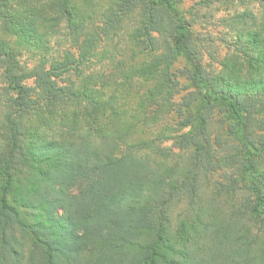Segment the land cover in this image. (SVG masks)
<instances>
[{
  "label": "trees",
  "instance_id": "16d2710c",
  "mask_svg": "<svg viewBox=\"0 0 264 264\" xmlns=\"http://www.w3.org/2000/svg\"><path fill=\"white\" fill-rule=\"evenodd\" d=\"M110 2L100 17L94 0H0V30L17 39H0L12 96L0 127V264H264V55L248 57L250 78L199 70L180 85L172 69L185 33L162 53L154 37L185 28L170 15L177 0ZM63 27L79 55L25 71L20 46L42 48ZM121 32L135 46L110 92L91 75L80 88L57 85L86 74L100 35ZM249 40L264 47V21ZM60 113L98 142L45 137L25 121L47 126Z\"/></svg>",
  "mask_w": 264,
  "mask_h": 264
},
{
  "label": "rangeland",
  "instance_id": "374dc122",
  "mask_svg": "<svg viewBox=\"0 0 264 264\" xmlns=\"http://www.w3.org/2000/svg\"><path fill=\"white\" fill-rule=\"evenodd\" d=\"M94 3L93 8H96L99 15L105 11H111L110 9L114 6L110 0H94ZM93 8L90 7L92 11ZM170 15L171 18L175 19V24L178 26L184 25L185 28L178 30L175 36H173L174 33L167 32L168 29L162 33L154 34V37L161 45L159 53H162L165 52L164 45L168 47L170 42L175 45L177 39L182 33H185L186 52L179 55L172 69V74L180 85L187 83L194 72L199 70L212 78H221V76L233 72H237L243 78H250L248 70L251 67L249 66L248 57L257 58L264 55V47L252 45L249 40L250 33L257 30L258 25L264 21V2L261 0H177ZM94 22L97 27L102 25V21H99L97 17ZM136 25L137 22L132 19L124 26L131 29ZM67 32L68 29L63 27L60 32L50 36L46 41L47 44L42 48L30 49L26 46H20L22 52L18 56L19 64L27 71L38 67L44 60L45 67L48 68L53 60L62 61L67 54L77 57L80 49L77 43L71 40ZM0 39L9 41L13 47L17 45V39L14 36H8L1 30ZM97 42V56L93 58L91 67L85 71L86 74H78L77 71H72L58 79V86L63 88L76 86L80 88L85 75H91L96 89L103 92L111 91L108 78H110L116 62L119 59H127L126 54L129 56L135 45L130 43L128 34H124V32L109 37L100 35ZM139 57L142 59L141 56ZM238 64L240 65L238 66ZM4 70L5 65L0 64V127L2 125L1 118L4 117L3 114L9 110V98L11 96L3 91V88L7 85L4 79ZM26 86L34 88V81L32 79L28 80ZM185 94H187L186 91L176 96L174 102L180 103ZM36 97L37 92L33 91L32 98L35 99ZM125 100L130 104H134V100L131 102L128 98ZM60 108L62 109V107ZM60 108H57V113L61 111ZM72 110L73 108H69L70 113ZM70 113H67V115L70 116L72 114ZM43 115H45V118H50L47 113ZM61 116V113L57 114L53 120L49 121L47 126H44V123L37 118L35 120V117L31 120L25 119V121L27 124L34 126L39 132L38 134L47 135L45 137L55 135L56 138H59L64 131H70L72 134H77L75 136H81L82 139L88 142H98L95 140V136L88 132L84 122L78 125L71 123L67 129L61 123ZM175 116L174 112L168 114L163 118V122L173 125ZM0 142H3L1 136ZM162 146L171 147L172 142L166 141ZM173 151L180 152L178 148H174ZM184 153L187 152L184 151ZM16 234H19V232H16Z\"/></svg>",
  "mask_w": 264,
  "mask_h": 264
}]
</instances>
